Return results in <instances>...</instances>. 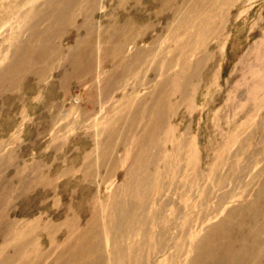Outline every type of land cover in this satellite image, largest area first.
<instances>
[{
	"label": "rangeland",
	"instance_id": "rangeland-1",
	"mask_svg": "<svg viewBox=\"0 0 264 264\" xmlns=\"http://www.w3.org/2000/svg\"><path fill=\"white\" fill-rule=\"evenodd\" d=\"M263 186L264 0H0V264H264Z\"/></svg>",
	"mask_w": 264,
	"mask_h": 264
},
{
	"label": "bare ground",
	"instance_id": "bare-ground-1",
	"mask_svg": "<svg viewBox=\"0 0 264 264\" xmlns=\"http://www.w3.org/2000/svg\"><path fill=\"white\" fill-rule=\"evenodd\" d=\"M184 2L187 1V0H183ZM203 2H207L209 0H202ZM213 2H215L217 5H218V1L219 0H211ZM226 1V0H224ZM228 1V0H227ZM230 1V0H229ZM232 1V0H231ZM178 7V6H177ZM219 10L220 8H216L215 10ZM176 10V9H175ZM174 10V11H175ZM203 16V15H202ZM199 19V18H197ZM213 28H209V29H206L207 32L209 31H212ZM191 41H189L190 43ZM185 46V44H184ZM192 48V46H190ZM181 48V45L178 47H176V49L174 50V58L175 59H172L173 61L177 62V59H179L180 61L181 60H184L185 58V55L187 53H190L192 52L191 49L190 50H187V51H181L180 50ZM185 49V48H184ZM195 52V51H194ZM183 57V59H182ZM199 67L203 66L201 62H199L197 64ZM196 66V65H195ZM198 67V68H199ZM196 68V67H195ZM197 69V68H196ZM195 69V70H196ZM185 70H180L179 74L176 76V87L179 88V83L178 81H185ZM160 101V100H159ZM158 104V102H157ZM162 104L159 105V109L161 108ZM158 110V107L156 108ZM153 115V113H151V116ZM150 116V117H151ZM155 133V132H154ZM177 148V146L173 147V150H175ZM154 160L153 158V155L151 154H148V153H145L144 157H143V160L141 161L140 165H147V164H151L152 161ZM161 160L163 161L164 160V163L163 164H166V161H167V157H165V159L161 158ZM162 168H157L155 169V172L153 173V177H158V176H161L163 174ZM176 169V167L174 168V170ZM150 176V175H149ZM148 174H145L144 177H147L145 178V184H144V188H145V193L147 194V192H150L152 191V184H150V178H149ZM149 195V196H148ZM148 195H145L144 193L141 194L140 197H142L143 199H146V197H150V194ZM255 200L252 201V202H249V203H243V204H240L239 206H237L235 209L237 210V212L240 213V222L244 225V226H252L253 224H256L257 222H264V186L262 188H260L257 193L255 194ZM123 212V211H122ZM128 213V212H127ZM223 236L222 237H227V235L225 234H222ZM208 245H211L212 247H216L215 246V243H212L211 241L208 242ZM254 246V245H253ZM252 246V247H253ZM202 247H203V244H200V243H195L193 244V248L194 250L197 252V256L195 258H193L192 260V263L191 264H196L197 263V259L199 257H201L202 255H204V251L202 250ZM216 249V248H215ZM213 253V252H212ZM242 253L236 254L237 256V259L239 258V255H241ZM264 258V255L262 256V258L260 260H262ZM246 258H242L240 259V263L239 264H246L247 262Z\"/></svg>",
	"mask_w": 264,
	"mask_h": 264
}]
</instances>
